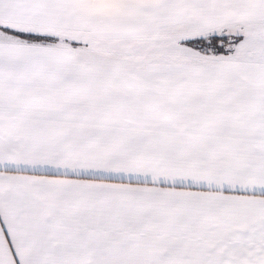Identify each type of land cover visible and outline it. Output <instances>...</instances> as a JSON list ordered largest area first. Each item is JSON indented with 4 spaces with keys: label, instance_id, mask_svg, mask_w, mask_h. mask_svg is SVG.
<instances>
[{
    "label": "snow or ice",
    "instance_id": "1",
    "mask_svg": "<svg viewBox=\"0 0 264 264\" xmlns=\"http://www.w3.org/2000/svg\"><path fill=\"white\" fill-rule=\"evenodd\" d=\"M0 264H264V0H0Z\"/></svg>",
    "mask_w": 264,
    "mask_h": 264
}]
</instances>
